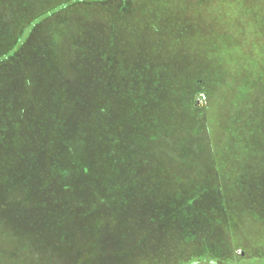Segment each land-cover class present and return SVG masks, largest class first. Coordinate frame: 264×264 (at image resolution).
Masks as SVG:
<instances>
[{
    "label": "trees",
    "instance_id": "trees-1",
    "mask_svg": "<svg viewBox=\"0 0 264 264\" xmlns=\"http://www.w3.org/2000/svg\"><path fill=\"white\" fill-rule=\"evenodd\" d=\"M8 1L0 0V9L3 5L8 7ZM29 1H16L17 4H9V7L16 8L22 2L28 5ZM51 1L49 4L45 0L38 1L39 5L48 4L54 9L38 14V26L20 38L18 45H15V36L14 40L5 39L2 43L9 48L10 45L15 47L12 50L8 48L0 57V222H9L13 231L24 237L36 235L40 240L51 238L50 241L59 242L48 246L58 248L55 249L57 253L68 255L69 259L80 250L95 261L99 258V241L103 242L106 254L105 237L111 236L121 223L127 233L125 240L128 236L134 240L136 235L141 237L140 243L132 249H144L146 257L141 264H156L155 259L159 255L163 257H159L157 264H163V259L167 257L163 247L173 225L194 224L211 232L215 226L229 231L233 218L264 221V170L263 174L260 171L264 169V79L261 78L264 66L260 59L256 58L253 67L259 77L251 83L244 74L245 78L240 77L242 86L234 90L231 114L226 118L227 126L231 127L226 132L230 143L225 151H221L213 140L219 139L222 131L212 140L208 122L194 115L196 110H193V105L190 106L191 91L200 87L198 81L203 84L208 78L211 82L225 84L224 74L220 71V66L224 67L223 60L216 57L218 39L214 41V46L209 38L205 48L200 46L203 51L201 57L205 61L193 63L185 55L182 63L170 64L174 70L167 78L165 70L154 66L150 94L108 99L49 94L45 84L50 77H54L50 74L52 69L42 61L45 60L44 50L37 49L40 56L32 50L41 39L43 20L67 18L66 28L62 27L63 22H52L50 25V28L56 25L63 28L53 36L57 43L69 33L67 28L73 19L91 20L101 11L114 9L117 10L115 15L118 20L120 17L128 20L134 14L131 6L138 2ZM220 1L222 5L215 8L217 16L227 17L234 12L239 24L241 16L247 22L243 21L246 25L234 35L231 31L216 29L220 33L219 39L226 35L241 45H246L245 41L252 44L257 42L256 39L264 40V0H234L232 4L238 1L235 7L224 3L225 0ZM189 2L190 7L199 2V7H206L210 0ZM215 2L217 5L218 0ZM80 9L94 12L74 11ZM48 15L51 16L46 17ZM36 28L39 32L37 36ZM3 29L7 34L17 33L8 28L7 22H4ZM35 36L39 37L36 42ZM24 52L30 56L27 57ZM156 57L162 59L163 55ZM51 60L56 62V56ZM137 66L144 65L139 63ZM41 72L45 73L44 77ZM260 78L262 82L259 83ZM254 91L258 92L256 101L249 98ZM254 123L262 124L261 135L256 127L250 133L246 131L245 128ZM180 132L184 133V137L178 135ZM205 133L208 139L202 143ZM191 137L195 138L194 141ZM173 143H178L174 151ZM228 149L232 151L230 156L235 157H246L250 152L258 171L245 181L236 182L234 179L227 183L223 177L212 179L211 184L216 187L214 197L221 200L217 208L213 200L206 198L208 191L193 190L197 186L179 185L182 189H189L188 193L180 192L182 190L159 193L152 190L156 186L154 183L135 175L139 153L172 161L168 154L173 155L176 151L185 150L190 157H209L217 152L227 155ZM17 152L20 154L17 155ZM165 165L167 168L168 165H175L170 172L177 169L172 162ZM122 175L129 177L123 180ZM129 183L135 187H127ZM196 207H200L199 210ZM22 221L25 223L22 224ZM60 225H69L72 230L78 231L70 230L64 235L65 240L59 239L56 230ZM107 230L111 231L109 235H106ZM176 237L185 245L191 244L189 234ZM67 240L73 242L64 243ZM82 240L93 243V250L89 247L82 250V247L85 248L80 243ZM224 243L228 246L229 242L225 240ZM221 251L229 260L224 261L217 256L211 264H245L246 260L264 264V252L262 255L251 252L247 257L235 258L222 249L220 254Z\"/></svg>",
    "mask_w": 264,
    "mask_h": 264
},
{
    "label": "rangeland",
    "instance_id": "rangeland-1",
    "mask_svg": "<svg viewBox=\"0 0 264 264\" xmlns=\"http://www.w3.org/2000/svg\"><path fill=\"white\" fill-rule=\"evenodd\" d=\"M16 1L20 0H10L8 3L17 4ZM30 1L28 4L30 7L26 5L27 2H22L16 8L9 7L8 4V7L3 5V8L0 9V21L2 23L0 30V57L9 48L8 45L2 44L5 39L9 41L16 38L15 45H18L20 38H24L28 32L38 26L36 23L37 17H39L38 14L54 9L48 5L52 2L51 0H45L48 4L42 5L38 4L40 0ZM58 1L56 0L55 2ZM233 1L225 0L224 3H229L231 7H235L238 1L232 4ZM189 4V0H138L131 6L134 14L128 20H124L122 17L118 20L115 15L117 10L115 11L114 9L103 13L101 11V14L94 15L91 20H84L78 17L73 19L70 27L67 28L70 30L69 33L57 43L53 36L62 27H67V18L43 20V27L40 32L42 33V35L40 34L41 39L39 40V37L36 38L39 34L36 28L35 42L39 41L32 50L38 56L40 54L37 49L44 50L45 60L42 59V61L48 63L46 65L52 69L50 74L54 77H50L48 84L44 83L48 88L47 92L64 97H98L101 99L150 94L154 66L157 69L165 70V78H167L169 73L174 70L170 64L182 63L185 55L193 63L200 64L201 61H205L201 57L203 53L201 48L206 47L205 45L209 42H207V38H209L213 46L214 41L218 39L216 57L218 60H223L222 64L224 67L220 66V71L222 75L224 74L225 84L220 85L214 81L211 82L208 78L203 84L198 81L200 87L191 91L193 94H191L190 106L192 107L193 105V110H196L193 112L194 115H199L205 122H208L212 140L215 135L219 136L218 132L220 131H222V134H226V132H229L227 130L231 128L227 126L226 118L231 114L229 111L233 102L234 90L239 85L242 86L240 77H246L251 80V83L259 77L257 76V70L253 69L257 57L264 66V40L256 39L257 42H252V44L250 41H245L246 45H241L238 41H234L233 38L231 39L226 35H222V38L219 39L220 33L216 29H225L229 33L231 31L232 35L238 34L237 31L241 30L243 25H246L243 21L247 22V19L245 20L241 16L239 19L242 21L239 24L238 16L234 12L227 17L217 16L215 8H219L218 5H222L220 0H218L217 5L215 0H210L209 5L206 3L208 5V7L206 5L207 8L204 6L199 7L200 2L193 7H190ZM74 11L94 12L91 9ZM218 20H221L222 23ZM4 22H7L9 29L12 31L16 30L17 33H5L3 29ZM52 22H63L65 24L62 27L56 25L50 28ZM43 33H45V36ZM182 35L184 37H181ZM32 46L33 44L30 47ZM14 47V45L13 47L10 45L9 49ZM30 54L28 55L30 56ZM28 55L26 56L28 57ZM156 55H163V58H157ZM168 55L171 56L168 57ZM54 56H56V62L51 60ZM139 63H143L144 66H137ZM41 74L44 77L45 73L41 72ZM261 78L264 79V76ZM260 79L259 83L262 82V79ZM249 98L252 101H256L258 92L254 91L253 94L249 95ZM253 127L259 130L258 133L262 131V124L260 123H254L245 129L250 133ZM183 134V132H180L178 135L184 137ZM226 136L227 134L225 138ZM191 138L194 141L195 138ZM229 138L228 136L225 142L224 139L221 142L222 139L220 138L213 142L230 143ZM207 139L208 136L206 135L202 139V143H206ZM192 141H189V143ZM164 144L166 147L169 146L167 143ZM177 144L173 143L172 151H174L173 149ZM227 151V155H220L217 152L215 156L209 157H190L185 150L176 151L173 152V155L168 154L172 161H167L164 158L154 159L139 153L136 157L138 166L136 167L135 175L145 177L150 181L149 183H154L156 186L152 190L159 193L172 190H182L180 192L188 193L189 189H182L179 185L197 186L193 190L208 191L206 198L213 200L217 208L220 206L221 200L214 197L213 191H216V187L211 184L212 179L223 177L227 180V183L234 179H236L234 180L236 182L238 180L245 181L258 171L256 162L253 161L250 152H248L246 157H235L230 156L232 152L230 149ZM19 154L20 152H17V155ZM15 158L18 157L15 156ZM169 162L177 165V169L174 172H170V170L175 165H168L169 169L165 165V163L168 164ZM263 170V168L260 169L262 174ZM127 177L129 175H122L123 180L127 179ZM126 186L132 187L133 184L129 183ZM204 186L213 187L205 189L203 188ZM196 208L199 210L200 207ZM24 223L22 221V224ZM214 228L211 232H207L202 227L194 224L171 226L170 231L172 232L163 247V250L167 251V257L163 259V264H211L212 261L216 260L215 257L217 256H221L224 261L229 260L222 251L221 254L219 253L220 249L235 258L247 257L251 252L259 253V255L264 252L263 220L253 221L249 218H233V226L230 227L229 231L224 227L215 226ZM70 230L78 231L77 229L72 230L69 225H60L56 230L60 235L58 238L65 237ZM110 233L111 231L107 230L106 235ZM126 234L120 223V226L113 230L111 236L105 237V247L108 249L106 254L103 249V242L100 240L99 242L101 243L97 244L99 250L97 261L94 258L90 259V256H86L80 250L73 254L72 259H69L67 258L69 257L68 255L57 253L55 249L58 248L48 246L59 242L50 241L51 238L40 240L36 235L29 238L24 237L18 232H14L9 222H0V264L143 263L146 257L143 253L144 249L132 250L138 242L140 243L141 237L136 235L134 240L133 237L128 236L127 240L132 241L129 243L125 240ZM187 234L191 237L189 240L191 244L185 245L184 241L176 237ZM225 240L229 242L228 246H225ZM70 242L73 241L67 240L64 243L68 244ZM80 243L85 247L84 249L82 247V250H85L86 247L93 250L91 246L93 243L86 240H82ZM68 252L71 253L70 250ZM160 256L163 257V255L157 256L155 259L156 264L159 262ZM155 260L152 258L153 262ZM245 264H256V261L246 260Z\"/></svg>",
    "mask_w": 264,
    "mask_h": 264
},
{
    "label": "crops",
    "instance_id": "crops-1",
    "mask_svg": "<svg viewBox=\"0 0 264 264\" xmlns=\"http://www.w3.org/2000/svg\"><path fill=\"white\" fill-rule=\"evenodd\" d=\"M226 135V134H225ZM224 135V136H225ZM218 136H216L215 135V139L217 138ZM220 139H222L223 140V135H221V137H220ZM221 140V141H222ZM214 141V140H213ZM226 141V138L224 139V142ZM218 145H216V148H220L221 149V151H225L226 149H227V147H228V145H229V143H217ZM223 148H224V150H223Z\"/></svg>",
    "mask_w": 264,
    "mask_h": 264
}]
</instances>
